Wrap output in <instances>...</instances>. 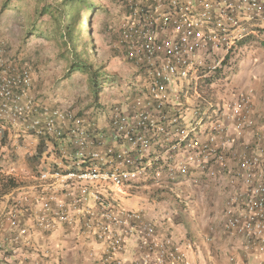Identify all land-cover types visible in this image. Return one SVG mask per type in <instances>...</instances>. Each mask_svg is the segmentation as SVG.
<instances>
[{
	"label": "built area",
	"instance_id": "obj_1",
	"mask_svg": "<svg viewBox=\"0 0 264 264\" xmlns=\"http://www.w3.org/2000/svg\"><path fill=\"white\" fill-rule=\"evenodd\" d=\"M116 1L112 48L135 70L117 101H37L30 67L8 64L0 40V134L18 126L51 157L31 194L18 188L0 209V264H49L60 229L101 243L95 264H190L164 223L122 197L199 180L222 190L244 258L264 264V0ZM246 64L260 93L234 84Z\"/></svg>",
	"mask_w": 264,
	"mask_h": 264
},
{
	"label": "rangeland",
	"instance_id": "obj_2",
	"mask_svg": "<svg viewBox=\"0 0 264 264\" xmlns=\"http://www.w3.org/2000/svg\"><path fill=\"white\" fill-rule=\"evenodd\" d=\"M47 1L49 3L52 2V0ZM93 1L105 8L106 11L99 9L93 15L90 26L87 23L89 13L85 11L81 22V25L85 27L77 31L79 36L71 33L69 41L64 43V38L62 39L60 35L54 34L56 24L53 17L49 15L38 17L36 14L35 8L38 7L36 5L37 0H10L9 7L5 8L2 12L1 10L6 0H0V40L4 43V59L8 64H12L15 67L29 66L33 76H38V91L33 92V96L37 101L49 106H56L60 102L68 101L82 109H88L93 99L90 84L95 80L98 82L102 81L104 84L103 91L101 92L103 94L102 102H114L123 98L125 90L132 83L135 74L134 68L123 61L112 48V42H114V38L116 37V33L113 30L118 24L120 6L116 0ZM107 6L113 9L112 12L110 11L111 17L106 15L110 9ZM32 25L36 28L35 34L28 33ZM67 49L69 50V55L71 52L73 54L78 53L82 59L93 64L97 73L76 72L70 77H66L68 65L73 58L68 55L65 58L60 54L64 52L63 50ZM183 88H186V85L182 86ZM189 127L188 125V129ZM17 134H19V131H17ZM13 135L15 136L16 133L13 132ZM22 135L27 136L28 134L23 133ZM21 138L18 136L16 145L13 147V151L9 153L6 163L2 162L4 159L0 155V162L1 164H5L4 167L10 172L8 174L15 176L19 183L22 184L21 189L17 190L14 194V197L19 198L30 195L31 188H28V186L38 183V168L32 166L35 161L30 160V158L37 153L39 154L40 150L38 147L39 141L33 143L32 140L31 142L25 140V137ZM7 143L9 150H11V141L9 139ZM22 146L24 150H22ZM26 150L27 153H25ZM23 152L26 155H22L24 154ZM31 152L34 153L30 156ZM44 152L42 149V154ZM47 161L51 163V159L48 158ZM41 162L42 159L37 163ZM22 170H25V172ZM175 188V193L172 191L167 193L163 189L158 190L151 186L133 188V194L126 198L122 197V201H124L125 205L127 204L126 206L129 205V200H134L140 205L145 203L149 206L148 212L155 215V211L152 208L153 200L161 201V199L165 200L166 198V202L179 204L176 201V194L179 193L182 197L181 200H184L189 205L196 204L200 207L201 203H205L207 211H212V215L208 217V222L206 221L209 224L210 230L212 231V229L216 228L212 225L213 220H217L216 225L218 226L220 202L213 203L209 201L207 204L206 197L203 198L199 193L201 189L198 192L191 182L189 185L187 183ZM211 199L215 200L212 197ZM179 221L181 222L182 220ZM57 238L56 240L48 238V241L45 242L54 248L53 252H51L53 257H56L54 254L57 255L56 248L60 250L61 247H64L63 238Z\"/></svg>",
	"mask_w": 264,
	"mask_h": 264
},
{
	"label": "crops",
	"instance_id": "obj_3",
	"mask_svg": "<svg viewBox=\"0 0 264 264\" xmlns=\"http://www.w3.org/2000/svg\"><path fill=\"white\" fill-rule=\"evenodd\" d=\"M112 10L113 9L110 8L107 11L108 13H106V15L108 17H111L110 15ZM258 51L262 56H264L263 48L259 49ZM262 71L264 72V67ZM251 74L252 73L248 69V67L244 66L242 70H240V72L237 74L234 84L239 83V85H244L250 83L251 85H253V83H255V80L252 78ZM37 79L38 76H33L34 84H32V88L30 89V94L32 96L34 95L33 92L38 91L37 88L39 84ZM261 83V81H257L254 84L259 93L262 89ZM20 129L21 128L18 126H11L7 132L0 134V155H2L4 159L2 162H7L6 159L9 158V153L13 151V147L16 145L18 136H21V139L25 137L24 139L30 142L32 140L33 143H37L39 141V139L35 138L36 136H24L20 134L24 133ZM17 131H19L20 133L17 134ZM13 132L16 133L15 136L13 135ZM8 139L11 141V150H9V145L7 143ZM22 150H24L23 146ZM25 153H27V150ZM25 153L22 155H26ZM33 153L34 152H31L30 156L33 155ZM48 158L50 159L51 157L45 155L43 156L41 163H33L32 166H34V168H40L43 165L42 163H46V166H48ZM4 165L5 164H1L0 162V166H2L7 173H10L8 170H6ZM9 170L11 171V169ZM22 171L25 172V170ZM194 187L196 188V190H198V192L199 189H201L199 193L201 194V196H203V198L206 197L205 200L207 204L209 203V201L213 203L220 202L221 207L218 210H221L224 202V194L214 182H207V180H202L200 183L195 184ZM210 195L215 200H212ZM6 200L4 199L0 201V209L5 205ZM139 206L140 204H138L134 200H129L128 207L137 208ZM211 212V210L207 211V206H205V203H201L200 207L195 204L193 205L189 213H185L184 215L181 214L179 217L177 216L176 224H174L173 219L171 220L170 218H167L166 222H164V227L167 229V231L176 234V237L178 239L185 238V236L188 238L189 236V239L194 240L195 246L193 249L189 250V257L192 264H239V262L236 263L234 262V260H231L230 256H234L237 260L239 259V256L244 255V251H240V239L222 230V225H220V222L218 224V227L216 225L217 220H213L212 225L216 228H214L212 232L209 228V224L207 223L208 217L212 215ZM179 220L182 221L180 222ZM57 237L63 238L64 247H61L60 250L57 249V255L54 254V256L56 257H54V259L49 264H95V259L97 257H100L101 253L103 252V246L101 243L84 242L77 231L64 233V230L60 229L53 236L55 240ZM135 254V245L134 242H131L128 244V249L125 252L124 257L130 260L135 256ZM256 262L257 260L255 257L251 261H249L250 264H256Z\"/></svg>",
	"mask_w": 264,
	"mask_h": 264
},
{
	"label": "trees",
	"instance_id": "obj_4",
	"mask_svg": "<svg viewBox=\"0 0 264 264\" xmlns=\"http://www.w3.org/2000/svg\"><path fill=\"white\" fill-rule=\"evenodd\" d=\"M9 2L10 0H6L1 12L4 11L5 8L9 7ZM36 5H38V7L35 8V12L38 15V17H43L45 15H49L50 17H53V20L56 24V31L54 34L60 35L62 39L64 38L63 39L64 43L69 41V36L71 33L78 35L79 33H77V31L85 27L81 25L83 14L85 13V11L89 13V17L87 20L88 26L91 25L93 15L97 13L99 9H104V11H106L105 8L99 6L93 0H52L51 3H49L47 0H37ZM35 29L36 28L32 25L28 33L35 34L36 32ZM63 51L64 52L60 54L62 57L66 58V56L68 55L73 58V60L68 65V73L66 74V77H70L73 73L76 72H82V73L93 72L95 74L97 73L95 71L93 64H90L86 60L82 59L78 53L73 54L71 52V54L69 55L68 49ZM103 85L104 84L102 81L98 82L97 80H95L93 83L90 84V88L92 90L91 93H93V95L91 96H93V99L91 104H89V106L101 105L102 103L101 92L103 91V87H104ZM42 145L43 148L42 146L40 147L39 154H36L35 156H32L30 158L32 161H35L36 164L38 162V159L42 156V149L45 151L46 148L44 141ZM142 182H144V180ZM146 183H149V180ZM19 185L20 183L18 182L17 178L11 176L10 174H6L3 171L2 166H0V201L3 198H5L6 194H8L12 189L18 187Z\"/></svg>",
	"mask_w": 264,
	"mask_h": 264
},
{
	"label": "clouds",
	"instance_id": "obj_5",
	"mask_svg": "<svg viewBox=\"0 0 264 264\" xmlns=\"http://www.w3.org/2000/svg\"><path fill=\"white\" fill-rule=\"evenodd\" d=\"M246 67H248V69H249V66L246 64L245 65ZM242 70V69H241ZM103 95V94H102ZM106 102H109V101H106ZM20 134H23V133H20ZM29 135V134H28ZM21 137V136H20ZM35 138H37V139H39V144H38V147H39V149H40V147L42 146V148H43V145H42V143H43V140H41V138H38V137H35ZM40 145V146H39ZM38 154V153H37ZM46 155V148H45V152H44V154H42V156L38 159V161L40 160V159H43V156H45ZM35 156V155H34ZM37 164H39V163H37ZM43 164V163H42ZM43 166V165H42ZM3 168V167H2ZM41 168V167H40ZM40 168H38V173H39V170H40ZM5 173L6 174H8L6 171H5ZM15 177V176H14ZM18 180V179H17ZM202 180H199V181H197V182H195V183H193V182H191V181H189V182H187L188 183V185L190 184V182H191V184H198V183H200ZM19 182V181H18ZM187 183H183V184H181V185H186ZM21 186H22V184H20L18 187H15L14 189H12L8 194H6L5 195V198H3L2 200H6L7 199V196L12 192V191H14V190H16V189H18V188H20L21 189ZM178 186H180V185H178ZM178 186H176V187H178ZM133 189V188H132ZM19 190V189H18ZM159 190V189H158ZM162 190V189H161ZM175 190H176V188L175 187H170V188H166V189H163V191H165V192H170V191H172L173 193H175ZM16 193V192H15ZM131 194H133V191L131 190V192H130V195ZM127 196H129V195H124L123 197H127ZM176 196H177V199H176V201L179 203V204H173V203H169V202H166L165 200H166V198H165V200L163 199H161V201H159V200H153V202H152V208H153V210L155 211V215H152V214H150V212H148V209H149V206L147 205V204H143V205H140L139 207H137V208H133V207H128V206H126L125 205V203H124V205L126 206V207H128V208H133V209H139V208H143L144 209V211H145V213L147 214V216L149 217V218H152V219H155L156 221H159L160 223H164V222H166V220H167V218H170L171 220L173 219V222H174V224H176V218H177V216L179 217L181 214H185V213H189L190 211H191V209H192V207H193V205H189L187 202L185 203L184 202V200H181L182 199V197H181V195L179 194V193H177L176 194ZM124 202V201H123ZM178 205V206H177ZM224 205H225V196H224V202H223V207L221 208V210H220V213H219V215L220 216H218L219 217V222H220V225H222V230H224L225 232H227L228 234H230V235H232V236H235V237H237V238H239L240 239V245L242 246V238L241 237H239V236H237V235H235V234H233V233H230V232H228V231H226L225 229H224V227H223V219H222V214H223V209H224ZM146 206H147V210H146ZM183 215H182V217H183ZM177 224H179V223H177ZM213 230V229H212ZM172 232H173V229H172ZM64 233H66V231H64ZM174 234V233H173ZM174 236H175V238L176 239H178L177 237H176V234H174ZM178 240H180L181 241V243L183 244V246H184V248H185V250H186V253H187V258H188V261L190 262V264H192V262H191V259H190V257H189V250L190 249H193L194 248V246H195V242H194V240L192 239H189V236H188V238L185 236V238H182V239H178ZM241 250H243L242 249V247L240 248V251ZM231 257V260H234V262H239V264H250L249 263V261H251L254 257L256 258V260H257V262H256V264H258V262H259V260H260V257L258 256V255H256V254H253V255H251V256H249L248 258H244V255L243 256H239V259H235V257L234 256H230ZM234 258V259H233ZM259 258V259H258ZM251 264H253V263H251Z\"/></svg>",
	"mask_w": 264,
	"mask_h": 264
}]
</instances>
